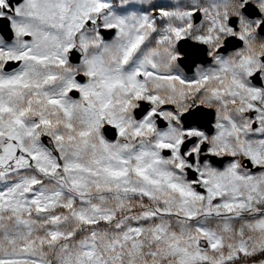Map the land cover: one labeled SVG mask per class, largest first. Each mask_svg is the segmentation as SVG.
<instances>
[{
  "label": "snow or ice",
  "instance_id": "1",
  "mask_svg": "<svg viewBox=\"0 0 264 264\" xmlns=\"http://www.w3.org/2000/svg\"><path fill=\"white\" fill-rule=\"evenodd\" d=\"M262 33L264 0H0V264H264Z\"/></svg>",
  "mask_w": 264,
  "mask_h": 264
},
{
  "label": "water",
  "instance_id": "2",
  "mask_svg": "<svg viewBox=\"0 0 264 264\" xmlns=\"http://www.w3.org/2000/svg\"><path fill=\"white\" fill-rule=\"evenodd\" d=\"M262 35H264V33H262ZM189 43H191V42H189ZM229 50H232V48L230 46L226 48V52L229 51ZM77 59H78V57L74 54L73 55V62L75 63L77 61ZM209 61L210 60L206 56H201L200 58H198L196 60V63H200V62L207 63ZM185 67H186V70H187L186 72L187 73H191L192 72V68L194 67V65L185 64ZM146 108H147V105L146 104H142V109H146ZM200 111H201V113H204L205 115H198V119L202 120L207 125V127L210 128L211 120H212L214 114L210 110H207V109H201ZM137 114L139 116L142 113L140 112V110H138ZM109 137L111 138V132H109Z\"/></svg>",
  "mask_w": 264,
  "mask_h": 264
},
{
  "label": "flooded vegetation",
  "instance_id": "3",
  "mask_svg": "<svg viewBox=\"0 0 264 264\" xmlns=\"http://www.w3.org/2000/svg\"><path fill=\"white\" fill-rule=\"evenodd\" d=\"M200 63H202V62H200ZM208 63H210V61L209 62H207V63H205V65H207ZM185 69V71H187L186 70V68H184ZM194 70H195V67L193 68V70H192V73H190V74H187V75H192L193 73H194Z\"/></svg>",
  "mask_w": 264,
  "mask_h": 264
},
{
  "label": "rangeland",
  "instance_id": "4",
  "mask_svg": "<svg viewBox=\"0 0 264 264\" xmlns=\"http://www.w3.org/2000/svg\"><path fill=\"white\" fill-rule=\"evenodd\" d=\"M170 2H174V0H170ZM193 75V74H192Z\"/></svg>",
  "mask_w": 264,
  "mask_h": 264
},
{
  "label": "bare ground",
  "instance_id": "5",
  "mask_svg": "<svg viewBox=\"0 0 264 264\" xmlns=\"http://www.w3.org/2000/svg\"><path fill=\"white\" fill-rule=\"evenodd\" d=\"M182 66H183L184 68H186L185 65H182Z\"/></svg>",
  "mask_w": 264,
  "mask_h": 264
}]
</instances>
